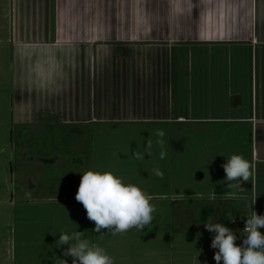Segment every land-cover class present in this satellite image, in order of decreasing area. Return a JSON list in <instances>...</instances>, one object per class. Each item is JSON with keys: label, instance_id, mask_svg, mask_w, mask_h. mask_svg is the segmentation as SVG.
Returning <instances> with one entry per match:
<instances>
[{"label": "crops", "instance_id": "obj_1", "mask_svg": "<svg viewBox=\"0 0 264 264\" xmlns=\"http://www.w3.org/2000/svg\"><path fill=\"white\" fill-rule=\"evenodd\" d=\"M9 7L0 33L9 28L10 37L0 35V44L30 68L22 82L36 85L38 114L52 123L248 129L256 138L249 181L202 194L197 217L203 228L210 216L245 227L251 211L264 214V0H9Z\"/></svg>", "mask_w": 264, "mask_h": 264}, {"label": "rangeland", "instance_id": "obj_2", "mask_svg": "<svg viewBox=\"0 0 264 264\" xmlns=\"http://www.w3.org/2000/svg\"><path fill=\"white\" fill-rule=\"evenodd\" d=\"M9 9V0H0L4 27ZM8 30L0 33L5 40ZM10 47L0 44V264H56V257L72 264L63 256L68 246L57 248L55 242L60 232L76 230L104 248L114 264H216L213 233L200 226L196 206L202 194L227 187L222 167L227 157L234 153L251 160L250 141H256L251 131L225 124H205L202 130L196 124L49 122L50 115L36 111V85L22 82L30 68ZM157 167L163 177L154 174ZM88 170L109 171L141 187L155 207L150 225L115 235L94 232V222L75 200ZM229 228L241 244L243 223L234 217Z\"/></svg>", "mask_w": 264, "mask_h": 264}, {"label": "clouds", "instance_id": "obj_3", "mask_svg": "<svg viewBox=\"0 0 264 264\" xmlns=\"http://www.w3.org/2000/svg\"><path fill=\"white\" fill-rule=\"evenodd\" d=\"M158 137L164 133L158 131ZM157 144L163 147V140L158 139ZM151 148V143H148ZM166 153L161 151L160 159ZM225 172L224 182L228 188L242 189L243 182L249 181L250 162L238 154L227 157V162L222 165ZM153 172L158 177H163V172L157 167ZM75 200L82 203L86 209L87 218L94 222L93 231L101 233L107 229L113 235L124 233L135 227L143 230L154 220L155 207L150 203L147 193L138 185L125 183L112 172L88 170L81 176ZM211 216L204 221V228L213 233L210 247L214 252L213 259L216 264H264V214L251 211L245 221L242 243L237 245V235L223 223H212ZM232 220V219H230ZM57 248L64 245V257H71L72 264H114L104 248L97 243L84 238L80 231L59 233L55 242ZM56 264H68L66 259L56 257Z\"/></svg>", "mask_w": 264, "mask_h": 264}]
</instances>
